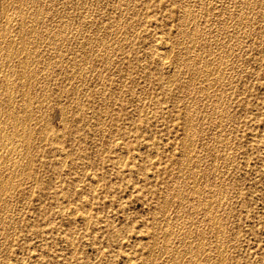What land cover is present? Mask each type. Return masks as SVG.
Listing matches in <instances>:
<instances>
[{
    "label": "rangeland",
    "instance_id": "374dc122",
    "mask_svg": "<svg viewBox=\"0 0 264 264\" xmlns=\"http://www.w3.org/2000/svg\"><path fill=\"white\" fill-rule=\"evenodd\" d=\"M18 1L19 0H0V47L2 48H0V56H2L0 57V89H2L0 90V100L2 101H0V110H2L0 112V132L2 134H0V140L4 143L7 142L6 144L9 148L11 147L10 150L13 151V153L10 150L7 152V149H4L5 153L3 154L2 151L4 150H0V168H6L5 166H7V170L5 169L6 172L0 176V184L8 183L7 185L11 188V192L9 191L10 193L8 191L1 192L2 189L0 185V217L4 215L0 218V243L3 244H0V264H161L162 261V264H175V262L178 261V264H185L184 261L189 259L192 264H209L208 262H211V264H227V262L229 264H264V15H261L264 14V8H262L264 7V0H249L252 4L248 0L247 2H244V0L243 2L242 0H124V2L123 0H86V2L85 0H40L39 2L38 0H21L20 3ZM230 1L233 2L231 3ZM257 1L259 2L257 3ZM14 2L17 3L14 4ZM92 2L93 4L91 5ZM27 3L28 5H26ZM38 3L41 4L39 5ZM49 3H51V6ZM36 4L39 6H36ZM245 4L247 6L246 8ZM21 5L23 8L20 7ZM1 6H4V9ZM238 6H241V10H237V8H239ZM18 8L22 9L19 10ZM44 8L46 9L45 11ZM60 8L61 10L57 12ZM123 8L124 10H122ZM249 8L250 15L248 14ZM237 11L239 12L237 13ZM2 12L6 14L3 15ZM82 13L83 15H81ZM29 14L32 17L29 16ZM44 17L47 19L44 20ZM93 18H95L94 21ZM52 20L57 22V24L54 22L52 23ZM254 21L257 22L255 23ZM235 22L237 24H235ZM244 23L250 25L247 26L245 24L244 26ZM65 24H67V29L65 28ZM116 25L120 27H115ZM183 25L184 27H182ZM193 25L194 27H192ZM245 27H247V29ZM57 29L59 31H57ZM68 29H70V31ZM113 30L116 31L113 32ZM40 31L41 33H39ZM190 31L194 34H191ZM198 31L199 33L197 34ZM11 32L12 34H10ZM109 32H111L112 36ZM1 33H3V36ZM115 33L118 35L116 36ZM4 34L6 37H4ZM22 34L24 36H22ZM180 34L181 36H179ZM11 35H13L12 38H9ZM18 35L23 38L21 37L19 39ZM113 35L116 37H113ZM122 35H126V38L122 37ZM70 36L72 37L71 39H69ZM90 36L92 39H90ZM120 36L121 38H119ZM198 36L201 37L200 40ZM32 37L34 38L32 39ZM54 37H57V39ZM35 38L38 39L36 40ZM43 38H45V40ZM109 38L111 39L108 41ZM13 39L15 42H18L14 43ZM27 39L29 40L27 41ZM181 40L183 41L181 42ZM7 42L12 44H6ZM22 42L23 46L21 48ZM75 42L76 45H74ZM189 42L192 44H189ZM111 43L117 44L115 46L113 44L111 45ZM7 45H10V48L6 47ZM191 45H193V48ZM205 46H207L206 49H204ZM55 47H57V50L54 49ZM228 47L230 50H228ZM63 48L66 50H63L62 56ZM53 49L56 50L57 53H54L56 51ZM79 50L83 51L81 52ZM110 50H112V53ZM42 51H44V53H41ZM194 51H196V53ZM166 54H168L167 57L169 59L167 57L164 58ZM9 55L11 56L9 57ZM38 55L39 58H37ZM189 56L191 59L188 58ZM46 58L47 60H45ZM49 58L52 59L49 60ZM4 60H7V62ZM40 61L41 65L39 64ZM82 61L85 63H82ZM64 62L66 63L64 64ZM192 63H194V65ZM83 64L85 65L83 66ZM218 64L220 67H217L219 66ZM24 66L25 69H23ZM6 67L8 69H6ZM101 67L103 68L101 69ZM81 68H83V70ZM214 68L217 71H215ZM33 70L38 72L34 71V75L32 73ZM177 70L179 71L177 72ZM21 71L27 78L23 76ZM211 72H216V74L214 73L215 75H213ZM208 73L210 76H207ZM169 74H171V76H169ZM30 75L33 76L34 79ZM197 75H199V77ZM17 76L21 77V79ZM224 77L227 78L225 79ZM5 78L8 79L7 83L5 82ZM204 79H206V81ZM166 80H168L167 82L169 84ZM15 81L16 84L19 83V85L17 84L18 87ZM23 81L24 84L28 83L29 86L26 85L25 88ZM211 83L214 84L212 85ZM219 83L220 85H218ZM43 85H45V87ZM3 88L5 89L4 91ZM11 89L12 92L14 90L16 93L12 94V92L9 91ZM27 89H29V92H27ZM229 90L230 92L228 93ZM17 93L18 95L16 96ZM226 93L228 96L225 95ZM1 96L5 99L1 98ZM103 96L105 97L103 98ZM37 97L39 99H37ZM20 98H22V100ZM26 100H29L28 103ZM17 101L18 105H20L19 101L21 103L19 107ZM216 103L217 106H215ZM11 104L13 105L11 106ZM30 104L31 109L28 106ZM6 105L7 107H5ZM219 106H221V108ZM21 107L23 109H21ZM106 107L109 108L108 111ZM3 108H5L4 111ZM27 110L29 111L27 112ZM30 110L33 112L32 114ZM40 110L42 111L40 112ZM191 111H193V113L190 116L189 114H191ZM2 112L5 113L3 114ZM146 112L147 114H145ZM7 114L9 115L7 116ZM28 116L30 118H28ZM149 118H151V120ZM224 119L230 121L226 122ZM2 121L5 125L2 124ZM10 121L11 123H9ZM191 123L195 124V127L193 124L191 125ZM187 124L190 125L187 126ZM42 125H44L43 128ZM2 127L5 129L3 133ZM186 128L189 131L186 132ZM25 129L30 132H26ZM184 129L186 130L184 131ZM193 131H195V133ZM25 134L26 136L29 135V139L24 136ZM3 135L5 137H3ZM100 136L103 137L100 138ZM186 136L187 138H184ZM22 138L23 140L25 139L24 141L27 139V141H29L28 143L31 145L27 144V141L25 143ZM39 138L40 140H38ZM188 139L192 144L188 143ZM8 141H10L11 144ZM201 143L205 144L202 145ZM192 146L194 148H192ZM24 147H27V149H24ZM121 149L123 152H126V154L120 151ZM182 149H184L185 152ZM191 149L193 151H189L190 153L192 152L190 155V153L187 152ZM24 150L26 152H23ZM6 152L10 155L8 154V156ZM196 154H200V159H198V155L196 156ZM20 155H22V158ZM148 155L151 157L153 155V157L151 158ZM64 156H66V158ZM120 156L125 159H119L121 158ZM201 156L203 157L201 158ZM187 157L188 159L190 158L189 161L191 163L188 161ZM11 158L14 159L12 160ZM15 158L16 160L20 158L22 160L24 158V163L26 162L30 167L14 170L10 166V162L14 161ZM5 159L7 160L4 164L3 162L1 163V161ZM185 163H187V166ZM192 166L193 169L191 168ZM24 170H26V172H24ZM7 174L8 176H6ZM219 174L222 175L219 176ZM11 175L15 180H12L13 178ZM24 175L28 177H24ZM200 176L201 179L198 178ZM7 179L8 181L10 180V182H8ZM19 180L20 183L18 184H22L21 186L17 184ZM93 181H95V184ZM96 181H98V183H96ZM214 182L216 185L212 184ZM195 183H197V185H194ZM201 183H203L202 186ZM192 185L196 186V188H192ZM13 186L14 191L12 190ZM172 186L174 189H172ZM211 187H216V189L214 188L211 191ZM201 188L203 189L201 190ZM204 188L208 189L205 190ZM221 188L224 190H220ZM165 189L166 191L169 189L167 193ZM208 192L212 193V196L211 194L208 195ZM3 193H5V195ZM187 193L188 197L186 195ZM179 194L181 196H179ZM207 195L212 199H208L209 197ZM202 197L205 198L203 199ZM206 199L209 201L207 202L208 204L205 202ZM191 200L192 203L190 202ZM178 204H180V206H178ZM194 205L195 208H193ZM216 205L218 207H215ZM206 207L210 210H207ZM163 208H165V210H163ZM216 208L218 209L216 210ZM178 209L179 211H177ZM67 210L69 211L67 212ZM72 210H75L77 213L74 211L72 215ZM212 211L214 213H212ZM178 213L181 216L178 215ZM183 213L186 214L185 216L187 218H185ZM210 213H212V215ZM69 214L72 216L70 217ZM201 214L202 216H200V218L197 217ZM215 214L218 215V222L217 217L215 218L217 215ZM188 217H190V219ZM174 218L175 220H173ZM184 219L187 220L184 221ZM214 221L216 223H214ZM185 222H187L186 225ZM195 222H198L197 225ZM201 222H203V224ZM87 223H89L88 226ZM168 223L170 224L169 226ZM188 223L190 226L187 225ZM216 224L218 228L220 227L219 229L216 228ZM183 230H185L186 233ZM199 230H203L202 232L204 235L200 236L199 233L202 232ZM206 230L208 232H206ZM222 230L223 232H221ZM190 231H193V233ZM163 233H165V235ZM167 233H171L172 235L170 234L169 236ZM179 235H182V237ZM191 235L192 237H190ZM193 236L196 238L194 239ZM177 237H180V239ZM183 237H186V240ZM224 237L229 242H227ZM198 239L202 242H199ZM152 240L156 241V245L153 244L154 241ZM188 241L190 243H188ZM193 241H197L199 244L196 242L197 245H194L195 242ZM160 242L161 245L159 246ZM180 242L182 244H180ZM192 242L193 244L191 245ZM214 242L216 244H214ZM6 243L7 246H5ZM204 243L206 245H204ZM220 243H222L221 248L218 247ZM225 245L226 247H224ZM196 246H198L197 248L199 249L195 251ZM150 247L152 248L150 249ZM202 247H204V250ZM182 248L183 251L181 252ZM211 249L213 250L210 253ZM172 251L174 252L172 253ZM128 255H130V257ZM170 256L171 258H169ZM228 256L229 258H227ZM214 257L216 262H214ZM194 258H197L196 261H194ZM207 258L210 259L208 260ZM153 259L154 261L152 262ZM169 259H171V263ZM222 259H224V263H219Z\"/></svg>",
    "mask_w": 264,
    "mask_h": 264
},
{
    "label": "bare ground",
    "instance_id": "6f19581e",
    "mask_svg": "<svg viewBox=\"0 0 264 264\" xmlns=\"http://www.w3.org/2000/svg\"><path fill=\"white\" fill-rule=\"evenodd\" d=\"M1 1H2V0H1ZM20 1H21V0H19L18 2L20 3ZM26 1H27V0H26ZM39 1H40V0H38V2H39ZM80 1H81V0H80ZM128 1H129V0H128ZM133 1H134V0H133ZM248 1H249V0H248ZM260 1H261V0H260ZM3 2H4V1H3ZM6 2H7V1H6ZM6 2H5V3H6ZM24 2H25V1H24ZM31 2H32V1H31ZM41 2H42V1H41ZM44 2H45V1H44ZM85 2H86V0H85ZM123 2H124V0H123ZM130 2H131V1H130ZM230 2H231V1H230ZM232 2H233V1H232ZM232 2H231V3H232ZM242 2H243V0H242ZM244 2H247V0H244ZM249 2H251V1H249ZM258 2H259V1H257V3H258ZM0 3H1V2H0ZM15 3H17V2H14V4H15ZM22 3H23V2H22ZM33 3H34V2H33ZM89 3H90V2H89ZM126 3H128V2H126ZM137 3H138V2H137ZM142 3H143V2H142ZM144 3H145V2H144ZM263 3H264V1H263ZM263 3H262V6H263ZM7 4H8V2H7ZM10 4H11V3H10ZM12 4H13V3H12ZM38 4H39V3H38ZM38 4H36V6H37ZM40 4H41V3H40ZM40 4H39V5H40ZM49 4H50V6H51V3H49ZM61 4H62V3H61ZM70 4H71V3H70ZM83 4H84V2H83ZM85 4H86V3H85ZM92 4H93V2L91 3V5H92ZM112 4H113V3H112ZM120 4H121V3H120ZM123 4H124V3H123ZM132 4H133V3H132ZM239 4H240V3H239ZM251 4H252V2H251ZM26 5H28V3H27ZM39 5H38V6H39ZM42 5H43V4H42ZM81 5H82V4H81ZM99 5H100V3H99ZM125 5H126V4H125ZM136 5H137V4H136ZM184 5H185V4H184ZM184 5H183V6H184ZM199 5H200V4H199ZM237 5H238V4H237ZM247 5H248V4H247ZM253 5H254V4H253ZM253 5H252V6H253ZM258 5H259V4H258ZM23 6H25V5H23ZM29 6H30V5H29ZM59 6H60V5H59ZM65 6H66V4H65ZM84 6H85V5H84ZM93 6H94V5H93ZM100 6H101V5H100ZM112 6H113V5H112ZM114 6H115V5H114ZM126 6H127V5H126ZM138 6H139V5H138ZM233 6H234V5H233ZM243 6H244V5H243ZM260 6H261V5H260ZM1 7H2V6H1ZM3 7H4V6H3ZM3 7H2V8H3ZM7 7H8V5H7ZM13 7H15V6H13ZM20 7H22V5H21ZM20 7H19V8H20ZM25 7H26V6H25ZM33 7H34V5H33ZM42 7H43V6H42ZM45 7H46V6H45ZM53 7H54V6H53ZM53 7H52V9H53ZM55 7H56V6H55ZM87 7H88V6H87ZM87 7H86V8H87ZM94 7H95V6H94ZM129 7H130V6H129ZM131 7H132V6H131ZM203 7H204V5H203ZM207 7H208V6H207ZM238 7H239V6H238ZM240 7H241V6H240ZM240 7L237 8V10H238V9L241 10ZM246 7H247V6H246V4H245V8H246ZM19 8H18V9H19ZM22 8H23V7H22ZM22 8H21V9H22ZM28 8H30V7H28ZM57 8H58V7H57ZM82 8H83V5H82ZM97 8H98V7H97ZM111 8H112V7H111ZM120 8H121V7H120ZM201 8H202V6H201ZM211 8H212V7H211ZM242 8H243V7H242ZM262 8H264V7H262ZM262 8H261V9H262ZM3 9H4V8H3ZM12 9H14V8H12ZM16 9H17V8H16ZM21 9H19V10H21ZM26 9H27V8H26ZM32 9H33V8H32ZM38 9H39V8H38ZM47 9H48V8H47ZM92 9H93V8H92ZM112 9H113V8H112ZM112 9H111V10H112ZM185 9H186V8H185ZM185 9H184V10H185ZM214 9H215V8H214ZM243 9H244V8H243ZM243 9H242V10H243ZM251 9H252V8H251ZM10 10H11V9H10ZM45 10H46V9L44 8V11H45ZM60 10H61V8H60L59 10H57V12L60 11ZM99 10H100V9H99ZM119 10H121V9H119ZM122 10H124V8H123ZM129 10H130V9H129ZM129 10H128V11H129ZM135 10H136V9H135ZM184 10H183V11H184ZM191 10H192V9H191ZM212 10H213V8H212ZM226 10H227V9H226ZM228 10H229V9H228ZM255 10H256V9H255ZM255 10H254V11H255ZM15 11H16V10H15ZM29 11H30V10H29ZM42 11H43V10H42ZM97 11H98V10H97ZM101 11H102V8H101ZM112 11H113V10H112ZM117 11H118V10H117ZM126 11H127V10H126ZM137 11H138V8H137ZM186 11H187V10H186ZM3 12H5V11H3ZM3 12H2V13H3ZM21 12H22V11H21ZM25 12H27V11H25ZM31 12H32V11H31ZM31 12H30V14H31ZM38 12H39V10H38ZM71 12H72V11H71ZM110 12H111V11H110ZM123 12H124V11H123ZM223 12H224V11H223ZM232 12H233V11H232ZM232 12H231V13H232ZM238 12H239V11H237V13H238ZM240 12H241V11H240ZM249 12H250V8H249L248 14H249ZM11 13H12V12H11ZM35 13H36V11H35ZM45 13H46V12H45ZM45 13H44V14H45ZM55 13H56V12H55ZM60 13H62V12H60ZM73 13H74V12H73ZM136 13H137V12H136ZM182 13H183V12H182ZM186 13H187V12H186ZM191 13H192V12H191ZM234 13H235V12H234ZM4 14H6V13H3V15H4ZM23 14H24V13H23ZM30 14H29V16H31ZM42 14H43V13H42ZM58 14H59V13H58ZM79 14H80V13H79ZM96 14H97V13H96ZM110 14H111V13H110ZM112 14H113V13H112ZM117 14H119V13H117ZM128 14H129V13H128ZM226 14H227V13H226ZM245 14H246V13H245ZM32 15H33V14H32ZM74 15H75V14H74ZM81 15H83V13H82ZM81 15H80V16H81ZM139 15H140V14H139ZM181 15H182V14H181ZM181 15H180V16H181ZM227 15H228V14H227ZM249 15H250V14H249ZM249 15H248V16H249ZM261 15H264V14H261ZM5 16H6V15H5ZM8 16H9V15H8ZM22 16H24V15H22ZM46 16H48V15H46ZM53 16H54V15H53ZM53 16H52V17H53ZM60 16H61V15H60ZM120 16H121V15H120ZM130 16H131V14H130ZM177 16H178V14H177ZM228 16H229V15H228ZM235 16H236V15H235ZM237 16H238V15H237ZM243 16H244V15H243ZM255 16H256V15H255ZM6 17H7V16H6ZM6 17H5V18H6ZM19 17H20V16H19ZM25 17H26V16H25ZM31 17H32V16H31ZM31 17H30V18H31ZM36 17H37V16H36ZM36 17H35V19H36ZM85 17H86V16H85ZM85 17H84V18H85ZM111 17H112V15H111ZM134 17H135V16H134ZM184 17H185V16H184ZM195 17H196V16H195ZM231 17H232V16H231ZM5 18H4V19H5ZM30 18H29V19H30ZM62 18H63V16H62ZM77 18H79V17H77ZM80 18H81V17H80ZM86 18H87V17H86ZM122 18H123V16H122ZM228 18H229V17H228ZM228 18H227V19H228ZM243 18H244V17H243ZM248 18H249V17H248ZM248 18H247V20H248ZM252 18H253V17H252ZM255 18H256V17H255ZM6 19H7V18H6ZM20 19H21V18H20ZM45 19H47V18L44 17V20H45ZM51 19H52V18H51ZM64 19H65V18H64ZM94 19H95V18H93V21H94ZM109 19H110V18H109ZM111 19H112V18H111ZM128 19H129V18H128ZM180 19H181V18H180ZM183 19H186V18H183ZM189 19H191V18H189ZM220 19H221V18H220ZM262 19H263V17H262ZM1 20H2V19H1ZM27 20H28V19H27ZM37 20H38V19H37ZM55 20H56V19H55ZM62 20H63V19H62ZM72 20H73V18H72ZM121 20H123V19H121ZM125 20H126V19H125ZM192 20H193V19H192ZM195 20H196V19H195ZM215 20H216V19H215ZM232 20H233V19H232ZM239 20H240V18H239ZM242 20H243V19H242ZM251 20H252V19H251ZM255 20H256V19H255ZM10 21H11V20H10ZM14 21H15V20H14ZM90 21H91V20H90ZM119 21H120V19H119ZM188 21H189V20H188ZM233 21H234V20H233ZM260 21H261V20H260ZM6 22H7V21H6ZM11 22H12V21H11ZM27 22H29V21H27ZM30 22H31V21H30ZM53 22H54V20H52V23H53ZM66 22H67V21H66ZM69 22H70V21H69ZM115 22H116V21H115ZM122 22H123V21H122ZM128 22H129V21H128ZM190 22H191V21H190ZM194 22H195V21H194ZM222 22H223V21H222ZM224 22H225V21H224ZM237 22H238V21H237ZM254 22L256 23L257 21H254ZM8 23H10V22H8ZM33 23H34V22H33ZM54 23L57 24V22H54ZM63 23H64V22H63ZM76 23H77V22H76ZM91 23H93V22H91ZM183 23H184V21H183ZM188 23H189V22H188ZM210 23H211V22H210ZM0 24H1V23H0ZM4 24H7V23H4ZM4 24H3V28H4ZM27 24H28V23H27ZM27 24H26V25H27ZM68 24H69V23H68ZM84 24H85V23H84ZM94 24H95V23H94ZM94 24H93V25H94ZM110 24H111V23H110ZM114 24H115V23H114ZM117 24H118V23H117ZM125 24H126V23H125ZM128 24H129V23H128ZM128 24H127V25H128ZM181 24H182V23H181ZM193 24H194V23H193ZM207 24H208V23H207ZM221 24H222V23H221ZM223 24H224V23H223ZM235 24H237V23L235 22ZM235 24H234V25H235ZM239 24H240V22H239ZM245 24H246V23H244V26H245ZM21 25H22V24H21ZM58 25H59V22H58ZM66 25H67V24H65V28H66ZM89 25H90V24H89ZM103 25H104V24H103ZM119 25H120V24H119ZM119 25H116L115 27H117V26H119ZM186 25H187V24H186ZM196 25H197V24H196ZM246 25H247V24H246ZM248 25H250V24H248ZM248 25H247V26H248ZM251 25H253V24H251ZM34 26H36V25H34ZM87 26H88V25H87ZM120 26H121V25H120ZM120 26H119V27H120ZM187 26H188V25H187ZM1 27H2V26H1ZM9 27H10V25H9ZM23 27H24V25H23ZM28 27H29V26H28ZM68 27H69V26H68ZM80 27H81V26H80ZM82 27H83V26H82ZM92 27H94V26H92ZM115 27H114V28H115ZM125 27H126V26H125ZM125 27H124V28H125ZM137 27H138V26H137ZM141 27H142V26H141ZM182 27H184V25H183ZM182 27H181V29H182ZM190 27H191V26H190ZM192 27H194V25H193ZM239 27H240V26H239ZM257 27H258V26H257ZM3 28H1V29H3ZM5 28H6V27H5ZM14 28H15V27H14ZM14 28H13V29H14ZM25 28H26V27H25ZM30 28H31V27H30ZM53 28H54V27H53ZM74 28H75V27H74ZM133 28H134V27H133ZM135 28H136V27H135ZM187 28H188V27H187ZM195 28H196V27H195ZM195 28H194V30H195ZM242 28H243V27H242ZM245 28L247 29V27H245ZM259 28L261 29L260 26H259ZM11 29H12V28H11ZM18 29H19V26H18ZM34 29H35V28H34ZM39 29H40V28H39ZM58 29H59V28H58ZM58 29H57V31H59ZM63 29H64V28H63ZM66 29H67V28H66ZM66 29H65V30H66ZM82 29H84V28H82ZM96 29H97V28H96ZM117 29H118V28H117ZM137 29H138V28H137ZM190 29H191V28H190ZM233 29H234V28H233ZM8 30H9V29H8ZM28 30H29V29H28ZM35 30H36V29H35ZM45 30H46V29H45ZM68 30L70 31V29H68ZM74 30H76V29H74ZM119 30H120V29H119ZM119 30H118V31H119ZM177 30H178V29H177ZM182 30H183V29H182ZM199 30H200V29H199ZM238 30H239V29H238ZM261 30H262V29H261ZM263 30H264V29H263ZM2 31H3V30H2ZM12 31H13V30H12ZM16 31H18V30H16ZM23 31H24V30H23ZM52 31H53V30H52ZM106 31H107V30H106ZM114 31H116V30H113V32H114ZM180 31H181V30H180ZM235 31H236V30H235ZM256 31H257V30H256ZM259 31H260V30H259ZM13 32H15V31H13ZM19 32H20V31H19ZM47 32H48V31H47ZM85 32H87V31H85ZM98 32H99V30H98ZM111 32H112V31H111ZM111 32H109V33H110V35L112 36ZM131 32H132V31H131ZM133 32H134V31H133ZM233 32H234V31H233ZM3 33H4V32H3ZM3 33H1L2 36H3ZM7 33H8V32H7ZM7 33H6V34H7ZM22 33H23V32H22ZM28 33H29V32H28ZM31 33H32V32H31ZM34 33H35V32H34ZM39 33H41V31H40ZM45 33H46V31H45ZM71 33H72V32H71ZM73 33H74V32H73ZM102 33H103V32H102ZM109 33H108V35H109ZM122 33H123V32H122ZM188 33H189V32H188ZM188 33H187V34H188ZM190 33H191V31H190ZM198 33H199V31L197 32V34H198ZM237 33H238V32H237ZM242 33H243V32H242ZM10 34H12V32H11ZM13 34H14V33H13ZM15 34H16V33H15ZM17 34H18V32H17ZM29 34H30V33H29ZM35 34H36V33H35ZM48 34H49V33H48ZM63 34H64V33H63ZM115 34H116V36L118 35L117 33H115ZM125 34H126V33H125ZM178 34H179V33H178ZM191 34H194V33H191ZM200 34H201V32H200ZM200 34H199V36H200ZM202 34H203V33H202ZM230 34H231V33H230ZM235 34H236V32H235ZM246 34H247V33H246ZM246 34H245V35H246ZM19 35H20V34H19ZM19 35H18V36H19ZM25 35H26V34H25ZM30 35H31V34H30ZM39 35H41V34H39ZM80 35H81V34H80ZM82 35H84V34H82ZM90 35H91V34H90ZM105 35H106V34H105ZM204 35H205V34H204ZM243 35H244V33H243ZM12 36H13V35H11V37H9V38H12ZM15 36H17V35H15ZM22 36H24V35L22 34ZM22 36H19V39H20ZM42 36H43V35H42ZM44 36H45V35H44ZM62 36H64V35H62ZM97 36H98V34H97ZM116 36L113 35V37H116ZM129 36H130V35H129ZM165 36H166V35H165ZM179 36H181V34H180ZM199 36H198V38H199V40H200L201 37H199ZM205 36H206V35H205ZM207 36H208V35H207ZM236 36H237V35H236ZM241 36H242V35H241ZM4 37H6L5 34H4ZM4 37H3V39H4ZM35 37H37V36H35ZM48 37H49V36H48ZM57 37H58V36H57ZM57 37H54V38L57 39ZM73 37H74V36H73ZM81 37H82V36H81ZM108 37H109V36H108ZM122 37H125V38H126V35H124V36L122 35ZM130 37H131V36H130ZM244 37H245V36H244ZM244 37H243V38H244ZM15 38H16V37H15ZM22 38H23V37H22ZM29 38H30V37H29ZM33 38H34V37H32V39H33ZM41 38H42V37H41ZM58 38H59V37H58ZM62 38H63V37H62ZM71 38H72V37L70 36L69 39H71ZM99 38H100V36H99ZM104 38H105V36H104ZM106 38H107V37H106ZM111 38H112V37H111ZM111 38H109L108 41H109ZM119 38H121V36H120ZM125 38H124V39H125ZM134 38H135V37H134ZM163 38H164V37H163ZM187 38H188V37H187ZM194 38H197V37H194ZM208 38H210V37H208ZM243 38H242V39H243ZM0 39H1V38H0ZM35 39H36V38H35ZM37 39H38V38H37ZM37 39H36V40H37ZM43 39L45 40V38H43ZM43 39H42V40H43ZM46 39H47V38H46ZM51 39H53V38H51ZM60 39H61V37H60ZM90 39H92L91 36H90ZM90 39H89V40H90ZM168 39H169V38H168ZM182 39H183V37H182ZM242 39H241V40H242ZM13 40H14V39H13ZM28 40H29V39H27V41H28ZM78 40H79V39H78ZM96 40H97V39H96ZM117 40H118V39H117ZM117 40H116V41H117ZM119 40H120V39H119ZM125 40H128V39H125ZM178 40H179V39H178ZM196 40H197V39H196ZM204 40H205V39H204ZM204 40H203V41H204ZM5 41H6V40H5ZM27 41H26V42H27ZM48 41H49V40H48ZM71 41H72V40H71ZM73 41H74V40H73ZM84 41H85V39H84ZM87 41H88V40H87ZM91 41H92V40H91ZM91 41H90V42H91ZM108 41H107V42H108ZM157 41H158V40H157ZM182 41H183V40H181V42H182ZM238 41H240V40H238ZM16 42H18V41H16ZM16 42H15V40H14V43H16ZM32 42H33V41H32ZM34 42H37V41H34ZM43 42H44V41H43ZM54 42H55V41H54ZM59 42H60V41H59ZM94 42H95V41H94ZM168 42H169V41H168ZM194 42H195V41H194ZM221 42H222V41H221ZM49 43H50V42H49ZM49 43H48V44H49ZM63 43H64V42H63ZM82 43H83V42H82ZM86 43H88V42H86ZM91 43H92V42H91ZM113 43H114V42H113ZM113 43H111V45H112ZM129 43H130V42H129ZM190 43H191V42H189V44H190ZM204 43H205V41H204ZM204 43H203V44H204ZM206 43H207V42H206ZM219 43H220V42H219ZM225 43H226V42H225ZM2 44H3V43H2ZM6 44H10V43L7 42ZM11 44H12V43H11ZM11 44H10V45H11ZM22 44H23V42L21 43V48H22V46H23ZM30 44H31V43H30ZM32 44H33V43H32ZM40 44H41V42H40ZM46 44H47V42H46ZM59 44H60V45H63V44H61V43H59ZM59 44H58V46H59ZM67 44H68V43H67ZM116 44H117V43H116ZM116 44H113V45L116 46ZM118 44H119V41H118ZM157 44H158V43H157ZM191 44H192V43H191ZM203 44H201V45H203ZM220 44H221V43H220ZM10 45H9V46H10ZM14 45H15V44H14ZM25 45H26V43H25ZM34 45H35V44H34ZM65 45H66V44H65ZM69 45H70V44H69ZM69 45H68V46H69ZM74 45H76V42H75ZM77 45H78V44H77ZM80 45H81V44H80ZM85 45H88V44H85ZM93 45H94V44H93ZM100 45H101V44H100ZM103 45H104V44H103ZM129 45H131V44H129ZM160 45H161V43H160ZM160 45H159V46H160ZM185 45H186V43H185ZM193 45H194V44H193ZM193 45H191V47H192ZM207 45H208V44H207ZM1 46H2V45H1ZM4 46H5V45H4ZM9 46L7 45L6 47H9ZM30 46H31V45H30ZM49 46H50V45H49ZM56 46H57V45H56ZM66 46H67V45H66ZM66 46H65V48H66ZM72 46H73V45H72ZM118 46H119V45H118ZM153 46H154V43H153ZM159 46H158V47H159ZM163 46H164V44H163ZM167 46H168V45H167ZM169 46H170V45H169ZM171 46H172V45H171ZM208 46H209V45H208ZM220 46H221V45H220ZM238 46H239V45H238ZM2 47H3V46H2ZM31 47H33V46H31ZM39 47H40V46H39ZM52 47H53V46H52ZM77 47H78V46H77ZM128 47H129V46H128ZM165 47H166V46H165ZM206 47H207V46H205L204 49H206ZM221 47H223V46H221ZM226 47H227V46H226ZM0 48H1V47H0ZM9 48H10V47H9ZM9 48H8V49H9ZM23 48H24V47H23ZM25 48H26V47H25ZM34 48H35V46H34ZM56 48H57V47H55L54 49H56ZM65 48L62 49V56H63V50H64ZM111 48H112V47H111ZM114 48H115V47H114ZM172 48H173V47H172ZM185 48H186V47H185ZM192 48H193V47H192ZM198 48H199V47H198ZM201 48H202V47H201ZM208 48H210V47H208ZM224 48H225V46H224ZM1 49H2V48H1ZM31 49H32V48H31ZM35 49H36V48H35ZM54 49H53V50H54ZM93 49H94V48H93ZM95 49H96V47H95ZM97 49H98V47H97ZM103 49H104V48H103ZM105 49H106V47H105ZM163 49H164V48H163ZM170 49H171V47H170ZM190 49H191V48H190ZM4 50H5V48H4ZM12 50H13V49H12ZM20 50H21V49H20ZM33 50H34V49H33ZM48 50H49V49H48ZM56 50H57V49H56ZM56 50H54V51H56ZM58 50H59V48H58ZM65 50H66V49H65ZM84 50H85V49H84ZM98 50H99V49H98ZM98 50H97V51H98ZM101 50H102V49H101ZM116 50H117V49H116ZM159 50H160V48H159ZM166 50H167V48H166ZM174 50H175V49H174ZM191 50H192V49H191ZM208 50H209V49H208ZM228 50H230L229 47H228ZM234 50H235V49H234ZM17 51H19V50H17ZM17 51H16V52H17ZM29 51H30V49H29ZM34 51H35V50H34ZM49 51H50V50H49ZM51 51H52V50H51ZM79 51H81V50H79ZM82 51H83V50H82ZM82 51H81V52H82ZM91 51H92V50H91ZM105 51H106V50H105ZM105 51H104V52H105ZM110 51H111V53H112V50H110ZM110 51H109V52H110ZM114 51H115V50H114ZM167 51H168V50H167ZM182 51H183V48H182ZM210 51H211V50H210ZM225 51H226V50H225ZM7 52H8V50H7ZM10 52H12V51H10ZM10 52H9V53H10ZM14 52H15V51H14ZM31 52H32V51H31ZM37 52H38V51H37ZM87 52H88V51H87ZM100 52H102V51H100ZM104 52H103V53H104ZM119 52H120V51H119ZM121 52H122V51H121ZM159 52H160V51H159ZM165 52H166V51H165ZM168 52H169V51H168ZM168 52H167V53H168ZM194 52L196 53V51H194ZM202 52H203V51H202ZM208 52H209V51H208ZM211 52H212V51H211ZM226 52L229 53L228 51H226ZM226 52H225V53H226ZM230 52H232V51H230ZM2 53H3V51H2ZM4 53H5V52H4ZM21 53H22V52H21ZM21 53H20V54H21ZM26 53H27V52H26ZM41 53H44V51H42ZM52 53H53V52H52ZM54 53H57V51L54 52ZM69 53H71V52H69ZM69 53H68V54H69ZM79 53H80V52H79ZM116 53H117V52H116ZM156 53H157V52H156ZM178 53H180V52H178ZM182 53H183V52H182ZM205 53H206V51H205ZM10 54H11V53H10ZM38 54H39V53H38ZM49 54H50V53H49ZM76 54H77V53H76ZM84 54H85V53H84ZM88 54H89V53H88ZM88 54H87V55H88ZM108 54H109V53H108ZM114 54H115V53H114ZM159 54H160V53H159ZM170 54H171V53H170ZM170 54H169V55H170ZM199 54H200V53H199ZM223 54H224V52H223ZM11 55H12V54H11ZM11 55H9V57H10ZM18 55H19V54H18ZM29 55H30V54H29ZM44 55H45V54H44ZM70 55H71V54H70ZM70 55H69V56H70ZM77 55H80V54H77ZM77 55H76V56H77ZM90 55H91V54H90ZM167 55H168V54H166V56H165L164 58H166ZM185 55H186V53H185ZM219 55H221V54H219ZM229 55H230V54H229ZM25 56H26V55H25ZM34 56H35V55H34ZM36 56H37V55H36ZM66 56H67V55H66ZM110 56H111V55H110ZM118 56H119V54H118ZM180 56H181V55H180ZM0 57H2V56H0ZM42 57H43V56H42ZM42 57H41V59H42ZM50 57H52V56H50ZM53 57H54V55H53ZM112 57H113V56H112ZM182 57H183V54H182ZM207 57H208V56H207ZM17 58H18V57H17ZM34 58H35V57H34ZM37 58H39V55H38ZM58 58H59V55H58ZM84 58H85V57H84ZM91 58H92V57H91ZM107 58H108V57H107ZM151 58H152V56H151ZM167 58H168V57H167ZM186 58H187V57H186ZM186 58H184V59H186ZM188 58H190V56H189ZM202 58H203V57H202ZM225 58H226V57H225ZM227 58H228V57H227ZM5 59H6V58H5ZM25 59H26V58H25ZM43 59H44V58H43ZM50 59H52V58H49V60H50ZM78 59H79V58H78ZM98 59H99V58H98ZM98 59H97V60H98ZM161 59H162V58H161ZM161 59H160V60H161ZM168 59H169V58H168ZM184 59H183V60H184ZM190 59H191V58H190ZM194 59H195V57H194ZM205 59H206V58H205ZM221 59H222V57H221ZM1 60H2V59H1ZM8 60H9V59H8ZM36 60H37V59H36ZM45 60H47V58H46ZM57 60H58V59H57ZM63 60H64V59H63ZM76 60H77V59H76ZM116 60H117V59H116ZM116 60H115V61H116ZM217 60H218V58H217ZM223 60H224V59H223ZM225 60H226V59H225ZM4 61L7 62V60H4ZM33 61H34V60H33ZM43 61H44V60H43ZM51 61H52V60H51ZM68 61H69V60H68ZM83 61H84V60H83ZM83 61H82V63H85V62H83ZM87 61H88V60H87ZM87 61H86V62H87ZM94 61H95V60H94ZM176 61H177V60H176ZM184 61H185V60H184ZM209 61H210V60H209ZM212 61H213V60H212ZM219 61H220V60H219ZM219 61H218V62H219ZM1 62H3V61H1ZM31 62H32V61H31ZM44 62H45V61H44ZM47 62H49V61H47ZM47 62H46V65H47ZM78 62H79V61H78ZM108 62H109V61H108ZM111 62H112V61H111ZM218 62H217V63H218ZM225 62H226V61H225ZM227 62H228V61H227ZM227 62H226V63H227ZM19 63L22 64L21 62H19ZM56 63H57V61H56ZM58 63H59V62H58ZM61 63H62V62H61ZM65 63H66V62H64V64H65ZM82 63H81V64H82ZM197 63H200V62H197ZM204 63H205V62H204ZM207 63H208V62H207ZM209 63H210V62H209ZM211 63H212V62H211ZM219 63H220V62H219ZM223 63H224V62H223ZM228 63H229V62H228ZM0 64H1V63H0ZM5 64H6V63H5ZM7 64H8V63H7ZM26 64H27V63H26ZM39 64L41 65V61L39 62ZM86 64H87V63H86ZM89 64H90V63H89ZM92 64H93V63H92ZM95 64H97V63H95ZM95 64H94V65H95ZM106 64H107V63H106ZM125 64H126V63H125ZM141 64H142V63H141ZM157 64H158V63H157ZM192 64L194 65V63H192ZM192 64H191V65H192ZM18 65H19V64H18ZM22 65H24V64H22ZM22 65H21V66H22ZM29 65H30V64H29ZM32 65H33V64H32ZM36 65H37V63H36ZM40 65H39V67H40ZM44 65H45V64H44ZM46 65H45V67H46ZM55 65H56V64H55ZM84 65H85V64H83V66H84ZM142 65H143V64H142ZM142 65H141V66H142ZM191 65H190V67H191ZM193 65H192V66H193ZM195 65H196V64H195ZM207 65H208V64H207ZM218 65H219V64H218ZM226 65H227V64H226ZM226 65H225V66H226ZM21 66H20V67H21ZM34 66H35V65H34ZM34 66H33V67H34ZM51 66H52V64H51ZM60 66H61V65H60ZM101 66H102V65H101ZM109 66H110V65H109ZM185 66H186V65H185ZM196 66H197V65H196ZM216 66H217V65H216ZM216 66H215V67H216ZM222 66H223V65H222ZM228 66H229V64H228ZM7 67H8V66H7ZM7 67H6V69H8ZM52 67H53V66H52ZM52 67H51V68H52ZM54 67H55V66H54ZM76 67H77V66H76ZM105 67H106V66H105ZM146 67H147V65H146ZM168 67H169V66H168ZM199 67H200V66H199ZM217 67H220V65L217 66ZM9 68H10V67H9ZM30 68H31V67H30ZM30 68H29V69H30ZM42 68H43V67H42ZM58 68H59V67H58ZM60 68H61V67H60ZM68 68H69V66H68ZM71 68H72V67H71ZM71 68H70V69H71ZM73 68H74V67H73ZM102 68H103V67H101V69H102ZM160 68H161V67H160ZM177 68H178V67H177ZM0 69H1V68H0ZM13 69H14V68H13ZM23 69H25V66H24ZM27 69H28V68H27ZM32 69H33V68H32ZM70 69H69V70H70ZM81 69L83 70V68H81ZM81 69H80V70H81ZM158 69H159V68H158ZM171 69H172V67H171ZM11 70H12V69H11ZM16 70H17V67H16ZM36 70H37V68H36ZM36 70H33L32 73H33L34 71H36ZM40 70H41V69H40ZM44 70H45V69H44ZM48 70H49V69H48ZM77 70H78V69H77ZM80 70H79V71H80ZM82 70H81V72H82ZM104 70H105V69H104ZM146 70H147V68H146ZM146 70H145V71H146ZM164 70H165V69H164ZM166 70H167V69H166ZM174 70H175V68H174ZM214 70L217 71L215 68H214ZM0 71H1V70H0ZM7 71H8V70H7ZM14 71H15V70H14ZM23 71H24V70H23ZM50 71H51V70H50ZM95 71H96V70H95ZM162 71H163V70H162ZM167 71H169V70H167ZM178 71H179V70H177V72H178ZM183 71H184V70H183ZM223 71H224V69H223ZM5 72H6V71H5ZM17 72H18V71H17ZM21 72H22V71H21ZM24 72H25V71H24ZM36 72H38V71H36ZM46 72H47V71H46ZM48 72H49V71H48ZM73 72H74V71H73ZM98 72H99V70H98ZM101 72H102V71H101ZM135 72H136V71H135ZM186 72H187V71H186ZM199 72H200V70H199ZM204 72H205V71H204ZM7 73H8V72H7ZM12 73H13V71H12ZM22 73H23V72H22ZM32 73H31V74H32ZM34 73H35V72H34ZM34 73H33V74H34ZM50 73H51V72H50ZM191 73H192V72H191ZM209 73H210V72H209ZM209 73H208L207 76H210ZM211 73H212L213 75L216 74V72H211ZM214 73H215V74H214ZM5 74H6V73H5ZM13 74H14V73H13ZM39 74H40V73H39ZM56 74H57V73H56ZM68 74H69V71H68ZM74 74H75V73H74ZM99 74H100V73H99ZM167 74H168V72H167ZM183 74H184V72H183ZM185 74H186V73H185ZM205 74H206V73H205ZM219 74H220V73H219ZM34 75H35V74H34ZM36 75H37V74H36ZM66 75H67V74H66ZM75 75H76V74H75ZM101 75H102V74H101ZM191 75H192V74H191ZM222 75H223V72H222ZM3 76H4V75H3ZM6 76H8V75H6ZM20 76H21V74H20ZM23 76H24V73H23ZM23 76H22V77H23ZM25 76H26V75H25ZM25 76H24V77H25ZM30 76H31V75H30ZM56 76H57V75H56ZM98 76H99V75H98ZM169 76H171V74H169ZM169 76H168V78H169ZM183 76H184V75H183ZM197 76L199 77V75H197ZM216 76H218V75H216ZM4 77H5V76H4ZM13 77H14V76H13ZM15 77H16V75H15ZM15 77H14V78H15ZM17 77H18V76H17ZM28 77H29V76H28ZM31 77L33 78V76H31ZM184 77H185V76H184ZM195 77H196V76H195ZM195 77H194V78H195ZM219 77H220V76H219ZM229 77H231V76H229ZM2 78H3V77H2ZM2 78H1V79H2ZM10 78H11V75H10ZM18 78L21 79V77H18ZM25 78H27V77H25ZM32 78H31V79H32ZM168 78H166V79H168ZM171 78H173V77H171ZM207 78H209V77H207ZM220 78H221V77H220ZM222 78H223V77H222ZM224 78L226 79L227 77H224ZM5 79H6V78H5ZM15 79H16V78H15ZM22 79H23V78H22ZM33 79H34V78H33ZM162 79H163V78H162ZM214 79H215V78H214ZM216 79H217V77H216ZM216 79H215V80H216ZM231 79H232V78H231ZM7 80H8V79H6V81H5L6 83H7ZM28 80H29V79H28ZM105 80H106V78H105ZM107 80H108V79H107ZM179 80H180V79H179ZM193 80H194V79H193ZM204 80L206 81V79H204ZM204 80H203V81H204ZM222 80H223V79H222ZM229 80H230V79H229ZM11 81H12V79H11ZM29 81H30V80H29ZM32 81H33V80H32ZM167 81H168V80H166V82H167ZM173 81H174V80H173ZM187 81H188V80H187ZM208 81H209V80H208ZM220 81H221V80H220ZM12 82H13V81H12ZM20 82H21V81H20ZM26 82H28V81H26ZM170 82H171V81H170ZM189 82H190V81H189ZM191 82H192V81H191ZM211 82H212V81H211ZM229 82H230V81H229ZM229 82H226V83H229ZM10 83H11V82H10ZM10 83H9V84H10ZM35 83H36V82H35ZM109 83H110V82H109ZM109 83H108V84H109ZM167 83H168V82H167ZM226 83H225V85H226ZM0 84H1V82H0ZM15 84H16V81H15ZM15 84H14V85H15ZM17 84L19 85V83H17ZM17 84H16V85H17ZM23 84H24V81H23ZM36 84H37V83H36ZM117 84H118V83H117ZM142 84H143V83H142ZM168 84H169V83H168ZM172 84H173V82H172ZM172 84H171V85H172ZM190 84H191V83H190ZM200 84H201V82H200ZM211 84H212V83H211ZM213 84H214V83H213ZM213 84H212V85H213ZM3 85H4V84H3ZM10 85H11V84H10ZM18 85H17V87H18ZM24 85H25V88H26V85L29 86L28 83H27V84H24ZM24 85H22V86H24ZM41 85H42V84H41ZM45 85H46V84H45ZM45 85H43V86L45 87ZM206 85H207V84H206ZM218 85H220V83H219ZM31 86H32V85H31ZM46 86H47V85H46ZM169 86H170V85H169ZM179 86H180V85H179ZM196 86H197V85H196ZM203 86H204V85H203ZM203 86H202V88H203ZM207 86H208V85H207ZM209 86H210V84H209ZM0 87H1V86H0ZM41 87H42V86H41ZM49 87H50V85H49ZM205 87H206V86H205ZM213 87H214V86H213ZM213 87H212V88H213ZM223 87H224V86H223ZM15 88H16V87H15ZM25 88H23V89H25ZM207 88H209V87H207ZM207 88H206V89H207ZM35 89H36V88H35ZM40 89H41V88H40ZM105 89H106V88H105ZM105 89H104V90H105ZM182 89H183V88H182ZM234 89H235V88H234ZM0 90H2V89H0ZM4 90H5V89L3 88V91H4ZM25 90H26V89H25ZM27 90H28L27 92H29V89H27ZM30 90H31V89H30ZM112 90H113V89H112ZM180 90H181V89H180ZM7 91H8V90H7ZM9 91L12 92V89L9 90ZM18 91H19V89H18ZM37 91H38V90H37ZM42 91L44 92V89H43V88H42ZM48 91H49V90H48ZM63 91H64V90H63ZM63 91H62V92H63ZM198 91H199V89H198ZM219 91H220V90H219ZM0 92H1V91H0ZM21 92H23V91H21ZM217 92H218V91H217ZM229 92H230V90L228 91V93H229ZM6 93H7V92H6ZM14 93H16V92H14V90H13L12 94H14ZM23 93H24V92H23ZM35 93H36V92H35ZM48 93H49V92H48ZM48 93H47V94H48ZM214 93H215V92H214ZM224 93H225V92H224ZM3 94H4V93H3ZM7 94H8V93H7ZM20 94H21V93H20ZM24 94H25V93H24ZM24 94H23V97H24ZM27 94H29V93H27ZM30 94H32V93H30ZM41 94H43V93H41ZM107 94H108V93H107ZM9 95H10V94H9ZM17 95H18V93L16 94V96H17ZM217 95H218V94H217ZM222 95H223V94H222ZM225 95H227V93H226ZM26 96H27V95H26ZM41 96H42V95H41ZM145 96H146V95H145ZM220 96H221V95H220ZM227 96H228V95H227ZM229 96H230V95H229ZM231 96H233V95H231ZM38 97H39V96H38ZM38 97H37V99H39ZM104 97H105V96H103V98H104ZM223 97H225V96H223ZM1 98H4V97L1 96ZM18 98H19V97H18ZM47 98H48V96H47ZM47 98H46V99H47ZM73 98H74V97H73ZM79 98H80V97H79ZM99 98H100V96H99ZM182 98H183V97H182ZM217 98H219V97H217ZM235 98H236V97H235ZM4 99H5V98H4ZM4 99H3V100H4ZM9 99H10V97H9ZM9 99H8V100H9ZM12 99H14V98H12ZM20 99L22 100V98H20ZM24 99H25V98H24ZM27 99H28V98H27ZM34 99H35V97H34ZM44 99H45V98H44ZM221 99H222V98H221ZM230 99H231V98H230ZM230 99H229V100H230ZM32 100H33V99H32ZM113 100H114V97H113ZM144 100H145V99H144ZM177 100H178V99H177ZM181 100H182V99H181ZM227 100H228V98H227ZM235 100H236V99H235ZM0 101H1V100H0ZM28 101H29V100H28ZM28 101L26 100L27 103H28ZM33 101H34V100H33ZM35 101H36V99H35ZM44 101H45V100H44ZM44 101H43V102H44ZM99 101H100V100H99ZM223 101H224V100H223ZM223 101H222V102H223ZM1 102H2V101H1ZM1 102H0V103H1ZM3 102H4V101H3ZM11 102H12V100H11ZM212 102H213V101H212ZM217 102H218V101H217ZM220 102H221V101H220ZM9 103H10V102H9ZM31 103H33V102H31ZM39 103H40V101H39ZM41 103H42V102H41ZM104 103H105V102H104ZM114 103H116V102H114ZM13 104H14V103H13ZM13 104H11V106H12ZM19 104L21 105L20 101H19ZM24 104H25V103H24ZM212 104H213V103H212ZM218 104H219V103H218ZM222 104H223V103H222ZM230 104H231V102H230ZM232 104H233V103H232ZM1 105H2V104H1ZM17 105H18V101H17ZM20 105H18V107H19ZM26 105H27V104H26ZM39 105H40V104H39ZM98 105H99V104H98ZM100 105H101V103H100ZM220 105H221V103H220ZM22 106H23V105H22ZM28 106L30 107L31 104L28 105ZM104 106H105V105H104ZM215 106H217V103H216ZM229 106H230V105H229ZM5 107H7V105H6ZM32 107H33V106H32ZM219 107L221 108V106H219ZM235 107H236V106H235ZM0 108H1V107H0ZM14 108H15V107H14ZM14 108H13V109H14ZM106 108H107V107H106ZM139 108H140V107H139ZM4 109H5V108H3V111H4ZM21 109H23V108L21 107ZM27 109H28V108H27ZM30 109H31V107H30ZM45 109H47V108H45ZM108 109H109V108H107V111H108ZM229 109H230V108H229ZM238 109H239V108H238ZM7 110H8V109H7ZM18 110H19V109H18ZM24 110H25V109H24ZM38 110H39V109H38ZM105 110H106V109H105ZM110 110H111V109H110ZM139 110H140V109H139ZM187 110H188V109H187ZM220 110H221V109H220ZM1 111H2V110H0V112H1ZM14 111H15V109H14ZM28 111H29V110H27V112H28ZM30 111H31V110H30ZM36 111H37V110H36ZM41 111H42V110H40V112H41ZM229 111H230V110H229ZM11 112H12V111H11ZM89 112H90V111H89ZM101 112H103V111H101ZM214 112L216 113L215 110H214ZM234 112H235V111H234ZM2 113H3V112H2ZM4 113H5V112H4ZM4 113H3V114H4ZM8 113L10 114L9 111H8ZM25 113H26V112H25ZM32 113H33V112L31 111V114H32ZM150 113H151V112H150ZM192 113H193V111H191V114H189V115L191 116ZM218 113H220V112H218ZM228 113H229V112H228ZM0 114H1V113H0ZM9 114H7V116H8ZM17 114H18V113H17ZM39 114H40V113H39ZM44 114H45V113H44ZM145 114H147V112H146ZM221 114H222V112H221ZM221 114H220V115H221ZM225 114H226V113H225ZM23 115H24V114H23ZM27 115H28V114H27ZM41 115H42V114H41ZM90 115H91V114H90ZM218 115H219V114H218ZM218 115H217V116H218ZM227 115H228V114H227ZM0 116H1V115H0ZM4 116H6V115H4ZM12 116H13V115H12ZM24 116H26V115H24ZM109 116H110V115H109ZM190 116H187V117L191 118ZM231 116H232V115H231ZM15 117H16V115H15ZM30 117H31V115H30ZM30 117L28 116V118H30ZM45 117H46V116H45ZM79 117H80V116H79ZM184 117H185V116H184ZM187 117H186V118H187ZM225 117H226V115H225ZM225 117H224V118H225ZM19 118H20V116H19ZM21 118H22V117H21ZM26 118H27V117H26ZM34 118H35V117H34ZM37 118H38V117H37ZM46 118H47V117H46ZM143 118H145V117H143ZM153 118H154V117H153ZM220 118H222V117H220ZM220 118H219V119H220ZM227 118H228V117H227ZM0 119H1V117H0ZM4 119H5V118H4ZM14 119H15V118H14ZM149 119L151 120V118H149ZM237 119H238V118H237ZM6 120H7V119H6ZM11 120H12V119H11ZM26 120H27V119H26ZM29 120H30V119H29ZM41 120H42V119H41ZM75 120H76V119H75ZM186 120H187V119H186ZM194 120H195V119H194ZM194 120H193V121H194ZM224 120H225V119H224ZM232 120H233V119H232ZM15 121H16V120H15ZM19 121H20V119H19ZM38 121H39V120H38ZM45 121H46V120H45ZM79 121H80V120H79ZM81 121H82V120H81ZM85 121H86V120H85ZM88 121H89V120H88ZM189 121H190V119H189ZM225 121H226V120H225ZM227 121H228V120H227ZM227 121H226V122H227ZM229 121H230V120H229ZM229 121H228V122H229ZM2 122H3V121H2ZM17 122H18V121H17ZM17 122H16V123H17ZM34 122H35V121H34ZM68 122H69V120H68ZM73 122H74V121H73ZM76 122H77V121H76ZM194 122H195V121H194ZM219 122H220V121H219ZM9 123H11V121H10ZM14 123H15V122H14ZM29 123H30V122H29ZM36 123H37V122H36ZM224 123H225V122H224ZM224 123H223V124H224ZM2 124H4V122H3ZM37 124H38V123H37ZM78 124H79V123H78ZM192 124H193V123H191V125H192ZM225 124H227V123H225ZM229 124H230V123H229ZM4 125H5V124H4ZM27 125H28V124H27ZM35 125H36V124H35ZM35 125H34V126H35ZM80 125H81V123H80ZM80 125H79V126H80ZM93 125H94V124H93ZM133 125H134V124H133ZM184 125H185V123H184ZM188 125H190V124H187V126H188ZM194 125H195V124H193V126H194ZM8 126H9V128H10V125H9V124H8ZM17 126H19V125H17ZM21 126H22V125H21ZM28 126H29V125H28ZM31 126H32V125H31ZM43 126H44V125H42V128H43ZM66 126H69V125H66ZM187 126H186V127H187ZM197 126H198V124H197ZM226 126H227V125H226ZM6 127H7V126H6ZM38 127H39V126H38ZM83 127H84V126H83ZM191 127H192V126H191ZM194 127H195V126H194ZM194 127H192V128H194ZM199 127H200V126H199ZM2 128H3V127H2ZM2 128H1V129H2ZM9 128H8V129H9ZM24 128H25V127H24ZM28 128H29V127H28ZM28 128H27V129H28ZM40 128H41V127H40ZM64 128H65V127H64ZM8 129H6V130H8ZM31 129H32V128H31ZM31 129H30V130H31ZM33 129H34V128H33ZM46 129H47V126H46ZM186 129H187V128H186ZM186 129H184V131H185ZM3 130H5V129H4V128L2 129V133H3ZM13 130H15V129H13ZM25 130H26V129H25ZM25 130H24V132H25ZM37 130H39V129H37ZM44 130H45V129H44ZM89 130H90V129H89ZM195 130H196V128H195ZM0 131H1V130H0ZM20 131H21V129H20ZM27 131H28V130H26V132H27ZM47 131H48V130H47ZM187 131H189V130L187 129L186 132H187ZM4 132H6V131H4ZM28 132H30V131H28ZM37 132H38V131H37ZM42 132H43V131H42ZM48 132H49V131H48ZM89 132H91V131H89ZM104 132H105V131H104ZM193 132L195 133V131H193ZM200 132H201V131H200ZM10 133H11V131H10ZM21 133H22V132H21ZM34 133H35V132H34ZM114 133H115V132H114ZM0 134H1V132H0ZM8 134H9V132H8ZM11 134H12V133H11ZM102 134H103V132H102ZM102 134H101V135H102ZM186 134H188V133H186ZM186 134H185V135H186ZM189 134H190V133H189ZM1 135H2V134H1ZM1 135H0V136H1ZM17 135H18V134H17ZM17 135H16V136H17ZM20 135H21V134H20ZM90 135H91V134H90ZM199 135H200V134H199ZM5 136H6V134H5ZM5 136L3 135V137H5ZM12 136H13V135H12ZM22 136H23V135H22ZM22 136H21V137H22ZM24 136H26V134H25ZM28 136H29V135H28ZM28 136H26V137H28ZM34 136H35V135H34ZM93 136H94V135H93ZM96 136H97V135H96ZM261 136H262V135H261ZM7 137H8V136H7ZM10 137H11V136H10ZM45 137H46V136H45ZM101 137H103V136H100V138H101ZM190 137H191V136H190ZM190 137H189V139H190ZM263 137H264V136H263ZM14 138H15V137H14ZM17 138H18V137H17ZM24 138H25V137H24ZM94 138H95V137H94ZM184 138H187V136L184 137ZM196 138H197V133H196ZM28 139H29V137H28ZM91 139H92V138H91ZM189 139H188V143H189V144H192L191 142H189ZM9 140H11V139H9ZM17 140H18V139H17ZM22 140H23V138H22ZM24 140H25V139H24ZM24 140H23V141H24ZM35 140H36V139H35ZM38 140H40V138H39ZM41 140H42V138H41ZM192 140H193V139H192ZM11 141H12V140H11ZM26 141H27V139H26ZM26 141H24V142L26 143ZM8 142L10 143V141H8ZM15 142H16V141H15ZM19 142H20V141H19ZM19 142H18V143H19ZM24 142H23V143H24ZM28 142H29V141H27V144H30V143H28ZM98 142H99V140H98ZM117 142H119V141H117ZM185 142H186V140H185ZM192 142H193V141H192ZM198 142H199V141H198ZM6 143H7V142H6ZM6 143H4L2 140H0V150H2V149H3V150H4V149L6 150V149H7V152L10 150L11 147L9 148V146H8ZM49 143H50V142H49ZM183 143H184V142H183ZM195 143H196V142H195ZM10 144H11V143H10ZM14 144H15V143H14ZM14 144H13V145H14ZM113 144H115V143H113ZM201 144H202V143H201ZM204 144H205V143H204ZM204 144H202V145H204ZM13 145H12V146H13ZM17 145H19V144H17ZM30 145H31V144H30ZM37 145H38V144H37ZM37 145H36V146H37ZM85 145H87V144H85ZM116 145H117V144H116ZM122 145H123V144H122ZM186 145L189 146L188 144H186ZM186 145H185V146H186ZM194 145H195V144H194ZM194 145H193V146H194ZM20 146H21V145H20ZM187 146H186V147H187ZM193 146H192V148H194ZM14 147H16V146H14ZM183 147H184V145H183ZM190 147H191V145H190ZM190 147H189V148H190ZM197 147H198V145H197ZM197 147H195V148H197ZM203 147H204V146H203ZM21 148H22V146H21ZM118 148H119V147H118ZM118 148H117V149H118ZM126 148H128V147H126ZM184 148H185V147H184ZM17 149H18V148H17ZM22 149H23V148H22ZM22 149H21V151H22ZM24 149H27V147H26V148L24 147ZM32 149H33V147H32ZM65 149H66V148H65ZM146 149H147V148H146ZM5 150L2 151L3 154L5 153ZM18 150H19V149H18ZM35 150H36V148H35ZM83 150H84V148H83ZM151 150H152V149H151ZM182 150L185 152L184 149H182ZM186 150H187V148H186ZM10 151H12V150H10ZM14 151H15V150H14ZM28 151H29V150H28ZM28 151H27V153H28ZM31 151H32V150H31ZM80 151H81V150H80ZM120 151L123 152L122 149H121ZM155 151H156V150H155ZM189 151H193V150H192V149H191V150H188L187 153H190ZM197 151H198V150H197ZM7 152H6V153H7ZM23 152H26V151L24 150ZM23 152H22V153H23ZM60 152H61V151H60ZM86 152H87V151H86ZM147 152H149V151H147ZM152 152H153V150H152ZM12 153H13V151H12ZM18 153H20V152H18ZM31 153H32V152H31ZM62 153H63V152H62ZM80 153H81V152H80ZM123 153L126 154V152H123ZM127 153H128V152H127ZM181 153H182V152H181ZM191 153H192V152H191ZM191 153H190V155H191ZM208 153H209V151H208ZM8 154H9V153H7V155H8ZM23 154H24V153H23ZM29 154H30V152H29ZM59 154H60V153H59ZM65 154H66V152H65ZM89 154H90V153H89ZM200 154H201V153H200ZM200 154H199V155H200ZM7 155H5V156H7ZM9 155H10V154H9ZM9 155H8V156H9ZM17 155H18V154H17ZM55 155H56V154H55ZM99 155H100V154H99ZM119 155H120V154H119ZM153 155H154V154H153ZM153 155H152V157H153ZM155 155H156V154H155ZM188 155H189V154H188ZM197 155H198V154H196V156H197ZM199 155H198V159H200V156H199ZM12 156H13V155H12ZM15 156H16V155H15ZM27 156H28V154H27ZM27 156H26V157H27ZM29 156H30V155H29ZM34 156H35V155H34ZM94 156H95V155H94ZM148 156L151 157L150 155H148ZM193 156H194V155H193ZM211 156H212V155H211ZM215 156H217V155H215ZM224 156H225V155H224ZM17 157H18V156H17ZM20 157L22 158V155H20ZM64 157L66 158V156H64ZM67 157H68V156H67ZM120 157H121V156H120ZM125 157H126V156H125ZM152 157H151V158H152ZM185 157H186V156H185ZM188 157H189V156H188ZM188 157H187V159H188ZM202 157H203V156H201V158H202ZM209 157H210V156H209ZM230 157H231V156H230ZM1 158H2V157H1ZM5 158H6V157H5ZM21 158L18 159V160H16V158H15L14 161H12L14 158H13V159L11 158V159H12V160H11L12 162H10V166H11L14 170H15V169H20V168H21V169H22V168L24 169V168H26V167H30V165L28 166V164H27L26 162L24 163V161H23L24 158H23L22 160H21ZM30 158H31V157H30ZM55 158H56V157H55ZM122 158H123V157H121V158H119V159H122ZM181 158H182V156H181ZM191 158H194V157H191ZM212 158H213V157H212ZM62 159H63V158H62ZM83 159H84V158H83ZM123 159H125V158H123ZM189 159H190V158H189ZM189 159H188V161H189ZM206 159H207V158H206ZM227 159H229V158H227ZM6 160H7V159H5L4 161L2 160L1 163L3 162V164H4V162H5ZM26 160H27V158H26ZM31 160H32V159H31ZM64 160H65V159H64ZM185 160H186V159H185ZM232 160H233V159H232ZM116 161H117V158H116ZM118 161H119V160H118ZM148 161H149V159H148ZM186 161H187V160H186ZM188 161H187V162H188ZM205 161H206V160H205ZM8 162H9V161H8ZM65 162H66V161H65ZM189 162H190V161H189ZM189 162H188V163H189ZM202 162H203V161H202ZM228 162H229V161H228ZM30 163H31V162H30ZM33 163H34V162H33ZM59 163H60V162H59ZM116 163H118V162H116ZM122 163H123V162H122ZM190 163H191V162H190ZM197 163H198V162H197ZM185 164H186V166H187V163H185ZM199 164H200V161H199ZM31 165H32V164H31ZM49 165H50V164H49ZM122 165H123V164H122ZM189 165H190V164H189ZM196 165H197V164H196ZM63 166H64V163H63ZM63 166H62V168H63ZM116 166H118V165H116ZM116 166H115V167H116ZM183 166H184V165H183ZM193 166H194V165H193ZM193 166L191 167L192 169H193ZM5 167L7 168V166H5ZM75 167H76V166H75ZM201 167H202V165H201ZM207 167H208V166H207ZM207 167H206V169H207ZM209 167H210V166H209ZM263 167H264V166H263ZM6 168H2V167L0 168V176H2V174H3L4 172H6V170H7ZM8 168H9V167H8ZM194 168H195V167H194ZM197 168H198V167H197ZM5 169H6V170H5ZM30 169H31V168H30ZM200 169H201V168H200ZM208 169H209V168H208ZM211 169H212V168H211ZM202 170H203V169H202ZM209 170H210V169H209ZM213 170H214V169H213ZM186 171H187V170H186ZM191 171H192V170H191ZM191 171H190V172H191ZM196 171H197V170H196ZM214 171H215V170H214ZM263 171H264V170H263ZM10 172H11V171H10ZM24 172H26V170H24ZM24 172H23V174H24ZM64 172H65V171H64ZM128 172H129V171H128ZM190 172H189V173H190ZM198 172H199V171H198ZM201 172H202V171H201ZM204 172H205V171H204ZM208 172H209V171H208ZM19 173H20V172H19ZM19 173H18V174H19ZM51 173H52V172H51ZM185 173H186V172H185ZM189 173H188V175H189ZM211 173H213V172H211ZM211 173H210V176H211ZM16 174H17V173H16ZM193 174H194V173H193ZM193 174H192V175H193ZM200 174H201V173H200ZM207 174H208V173H207ZM19 175H22V174H19ZM27 175H28V174H27ZM27 175H26V176L24 175V177H28ZM64 175H65V174H64ZM186 175H187V174H186ZM201 175H202V174H201ZM204 175H205V174H204ZM213 175H214V174H213ZM213 175H212V176H213ZM221 175H222V174H221ZM221 175L219 174V176H221ZM6 176H8V174H7ZM11 176H12V175H11ZM13 176H14V173H13ZM13 176H12V178H13ZM17 176H18V175H17ZM17 176H16V177H17ZM175 176H176V175H175ZM207 176H208V175H207ZM14 177H15V176H14ZM194 177H195V176H194ZM17 178H18V177H17ZM17 178H16V179H17ZM69 178H70V176H69ZM95 178H96V177H95ZM95 178H93V179H95ZM179 178H180V177H179ZM179 178H178V179H179ZM185 178H186V177H185ZM187 178H188V177H187ZM198 178L201 179V176L198 177ZM212 178H214V177H212ZM229 178H230V177H229ZM20 179H21V178H20ZM88 179H89V178H88ZM174 179H175V178H174ZM183 179H184V178H183ZM199 179H197V180H199ZM208 179H209V178H208ZM208 179H207V180H208ZM216 179H217V176H216ZM3 180H4V179H3ZM12 180H15V179L13 178ZM34 180H35V179H34ZM205 180H206V179H205ZM211 180H212V179H211ZM7 181H8V179H7ZM22 181H23V180H22ZM24 181H25V179H24ZM24 181H23V183H24ZM199 181H200V180H199ZM217 181H219V180H217ZM4 182H5V181H4ZM8 182H10V180H9ZM13 182H14V181H13ZM25 182H26V181H25ZM189 182H190V181H189ZM193 182H196V181H193ZM193 182H192V184H193ZM208 182H209V181H208ZM0 183H1V181H0ZM18 183H20V180H19V182H17V184H18ZM21 183H22V182H21ZM80 183H81V182H80ZM91 183H92V181H91ZM93 183L95 184V181H93ZM96 183H98V181H96ZM175 183H176V182H175ZM182 183H183V182H182ZM190 183H191V182H190ZM219 183H220V182H219ZM7 184H8V183H6V184H4V183L0 184V185H1V189H2L1 192H2V191H3V192H4V191H6V192L8 191V192H9V191H10L11 188H10ZM11 184H12V183H11ZM11 184H10V185H11ZM186 184H187V183H186ZM202 184H203V183H201V186H202ZM204 184H205V183H204ZM206 184H207V183H206ZM212 184H215V182L212 183ZM220 184H221V183H220ZM220 184H218V185H220ZM18 185H19V184H18ZM21 185H22V184H21ZM21 185H19V186H21ZM41 185H42V184H41ZM77 185H78V184H77ZM96 185H97V184H96ZM175 185H176V184H175ZM180 185H181V183H180ZM194 185H197V183H195ZM194 185H192V188H193V187L196 188V186H194ZM215 185H216V184H215ZM11 186H12V185H11ZM92 186H94V185H92ZM185 186H186V185H185ZM185 186H184V188H185ZM211 186H214V185H211ZM223 186H224V185H223ZM94 187H96V186H94ZM187 187H188V184H187ZM206 187H207V185H206ZM226 187H227V186H226ZM229 187H230V186H229ZM17 188H18V186H17ZM30 188H31V187H30ZM178 188H179V187H178ZM189 188H190V187H189ZM208 188H209V185H208ZM208 188H204V189L207 190ZM214 188L216 189V187H214ZM214 188L211 187V191H212V189H214ZM15 189H16V188H15ZM172 189H174L173 186H172ZM179 189H180V188H179ZM187 189H188V188H187ZM198 189H199V188H198ZM202 189H203V188H201V190H202ZM225 189H226V188H225ZM231 189H232V188H231ZM12 190L14 191V186L12 187ZM168 190H169V189H168ZM168 190H167V191H168ZM188 190H189V189H188ZM190 190H191V189H190ZM194 190H195V189H194ZM194 190H193V192H194ZM199 190H200V189H199ZM209 190H210V189H209ZM220 190H222V188H221ZM223 190H224V189H223ZM223 190H222V191H223ZM226 190H227V189H226ZM237 190H238V188H237ZM165 191H166V189H165ZM167 191H166V193H167ZM180 191H181V190H180ZM214 191H215V190H214ZM10 192H11V191H10ZM10 192H9V193H10ZM30 192H31V191H30ZM191 192H192V191H191ZM201 192H202V191H201ZM204 192H205V191H204ZM217 192H218V191H217ZM229 192H230V191H229ZM235 192H236V191H235ZM237 192H238V191H237ZM240 192H241V191H240ZM194 193H195V192H194ZM206 193H207V192H206ZM208 193H209V192H208ZM213 193H214V192H213ZM220 193H221V192H220ZM226 193H227V191H226ZM3 194L5 195V193H3ZM13 194H14V193H13ZM210 194H211V196H212V193H209L208 195H210ZM216 194H217V193H216ZM222 194H224V193H222ZM229 194H230V193H229ZM231 194H232V193H231ZM238 194H239V193H238ZM28 195H29V194H28ZM171 195H172V194H171ZM184 195H185V192H184ZM186 195H187V197H188V193H187ZM208 195H207V196H208ZM218 195H219V194H218ZM0 196H1V195H0ZM12 196H13V195H12ZM81 196H82V195H81ZM165 196H166V194H165ZM168 196H169V195H168ZM179 196H181V195L179 194ZM182 196H183V193H182ZM215 196H216V195H215ZM215 196H214V197H215ZM219 196H220V195H219ZM225 196H226V195H225ZM227 196H228V195H227ZM3 197H4V196H3ZM16 197H17V196H16ZM171 197L173 198V195H172ZM171 197H170V198H171ZM177 197H178V196H177ZM208 197H209V198H208ZM208 197H207V198L210 199V196H208ZM220 197H221V196H220ZM220 197H219V198H220ZM222 197H223V196H222ZM232 197H233V196H232ZM236 197H239V196H236ZM4 198H5V197H4ZM8 198H10V197H8ZM27 198H28V197H27ZM58 198H59V197H58ZM164 198H165V197H164ZM185 198H186V197H185ZM202 198L204 199L205 197H202ZM202 198H201V199H202ZM215 198H216V197H215ZM215 198H214V199H215ZM230 198H231V197H230ZM6 199H7V197H6ZM181 199H182V198H181ZM181 199H180V200H181ZM190 199H191V198H190ZM211 199H212V198H211ZM211 199H210V200H211ZM216 199H217V198H216ZM216 199H215V200H216ZM66 200H67V199H66ZM82 200H84V199H82ZM174 200H175V199H174ZM199 200H200V199H199ZM206 200H207V199H206ZM206 200H205L206 203L209 202L208 200H207V201H206ZM215 200H214V201H215ZM220 200H221V199H220ZM230 200H231V199H230ZM3 201H4V200H3ZM3 201H2V203H3ZM11 201H14V200H11ZM63 201H64V200H63ZM163 201H164V199H163ZM169 201H170V200H169ZM224 201H225V199H224ZM6 202H7V201H6ZM14 202H15V201H14ZM20 202H22V201H20ZM67 202H68V201H67ZM182 202H183V201H182ZM190 202L192 203V200H191ZM216 202H217V200H216ZM216 202H214V203H216ZM218 202H219V201H218ZM231 202H232V201H231ZM11 203H12V202H11ZM11 203H10V204H11ZM87 203H88V202H87ZM164 203H165V202H164ZM166 203H167V201H166ZM166 203H165V204H166ZM219 203H220V202H219ZM222 203H223V201H222ZM8 204H9V203H8ZM124 204H125V203H124ZM159 204H160V203H159ZM167 204H168V203H167ZM196 204H197V202H196ZM199 204H200V203H199ZM199 204H198V205H199ZM204 204H205V203H204ZM207 204H208V203H207ZM5 205H6V204H5ZM12 205H13V204H12ZM12 205H11V206H12ZM85 205H86V204H85ZM160 205H161V204H160ZM198 205H197V206H198ZM225 205H226V203H225ZM11 206H10V207H11ZM63 206H64V205H63ZM86 206H87V205H86ZM162 206H163V204H162ZM178 206H180V204H178ZM187 206H188V205H187ZM210 206H211V205H210ZM220 206H222V205H220ZM4 207H5V206H4ZM15 207H16V206H15ZM88 207H89V206H88ZM163 207H164V206H163ZM171 207H172V206H171ZM215 207H218V206L216 205ZM0 208H1V206H0ZM187 208H188V207H187ZM187 208H186V209H187ZM193 208H195V205H194ZM2 209H3V208H2ZM73 209H74V208H73ZM166 209H167V207H166ZM182 209H183V208H182ZM182 209H181V210H182ZM186 209H185V210H186ZM190 209H192V208H190ZM206 209H207V207H206ZM217 209H218V208H216V210H217ZM221 209H222V208H221ZM61 210H62V208H61ZM69 210H70V209H69ZM69 210H67V212H68ZM107 210H108V209H107ZM163 210H165V208H163ZM193 210H195V209H193ZM202 210H203V208H202ZM207 210H210V209L208 208ZM213 210H214V207H213ZM219 210H220V209H219ZM9 211H10V209H9ZM19 211H20V210H19ZM19 211H18V212H19ZM62 211H63V210H62ZM72 211H73V210H72ZM74 211H75V210H74ZM74 211L72 212V215H73ZM86 211H87V210H86ZM177 211H179V209H178ZM183 211H184V210H183ZM183 211H181V212H183ZM189 211H190V210H189ZM204 211H205V209H204ZM75 212H76V211H75ZM79 212H80V211H79ZM185 212H186V211H185ZM206 212H207V211H206ZM217 212H218V211H217ZM76 213H77V212H76ZM83 213H84V212H83ZM186 213H187V212H186ZM191 213H192V212H191ZM193 213H195V212H193ZM200 213H201V212H200ZM212 213H214V212L212 211ZM212 213H210V214L212 215ZM215 213H216V212H215ZM218 213H219V212H218ZM2 214H3V213H2ZM70 214H71V213H70ZM70 214H69V215H70ZM171 214H172V213H171ZM176 214H177V213H176ZM181 214H182V213H181ZM183 214H184V216L186 215L185 213H183ZM202 214H203V213H202ZM202 214L199 215V216H197V217L200 218V216H202ZM206 214H207V213H206ZM210 214H209V215H210ZM72 215H70V217H71ZM85 215H86V213H85ZM85 215H84V216H85ZM161 215H162V214H161ZM168 215H169V214H168ZM168 215H167V216H168ZM178 215H180V214L178 213ZM203 215H205V214H203ZM211 215H210V216H211ZM215 215H217V214H215ZM2 216H4V215H2ZM2 216H1V217H2ZM74 216H75V215H74ZM174 216H175V215H174ZM180 216H181V215H180ZM184 216H183V217H184ZM222 216H223V215H222ZM226 216H227V214H226ZM226 216H225V217H226ZM1 217H0V218H1ZM81 217H82V216H81ZM155 217H156V215H155ZM160 217H161V216H160ZM178 217H179V216H178ZM205 217H206V216H205ZM216 217H217V222H218V215L215 216V218H216ZM219 217H221V216H219ZM239 217H240V216H239ZM85 218H87V217H85ZM153 218H154V216H153ZM157 218H158V217H157ZM166 218H167V217H166ZM181 218H182V217H181ZM185 218H187V217L185 216ZM188 218L190 219V217H188ZM203 218H204V216H203ZM213 218H214V217H213ZM82 219H83V218H82ZM170 219H171V218H170ZM191 219H192V218H191ZM224 219H225V218H224ZM224 219H223V220H224ZM1 220H2V219H1ZM6 220H7V219H6ZM86 220H88V219H86ZM157 220H158V219H157ZM166 220H167V219H166ZM173 220H175V218H174ZM178 220H179V219H178ZM186 220H187V219H186ZM186 220L184 219V221H186ZM195 220H196V219H195ZM199 220H200V219H199ZM203 220H204V219H203ZM203 220H202V221H203ZM213 220H214V219H213ZM213 220H212V221H213ZM4 221H5V220H4ZM8 221H9V220H8ZM8 221H7V222H8ZM82 221H83V220H82ZM167 221H168V220H167ZM169 221H170V220H169ZM196 221H197V220H196ZM204 221H205V220H204ZM208 221H209V220H208ZM215 221H216V220H215ZM215 221H214V223H216ZM1 222H2V221H1ZM85 222H86V221H85ZM188 222H189V220H188ZM12 223H13V222H12ZM180 223H181V222H180ZM182 223H183V222H182ZM182 223H181V224H182ZM186 223H187V222H185V225H186ZM191 223H192V222H191ZM191 223H190V224H191ZM195 223H196V222H195ZM197 223H198V222H197ZM197 223H196V225H197ZM201 223L203 224V222H201ZM212 223H213V222H212ZM214 223H213V224H214ZM219 223H220V222H219ZM88 224H89V223H87V226H88ZM151 224H152V223H151ZM183 224H184V223H183ZM199 224H200V222H199ZM202 224H201V225H202ZM207 224H208V223H207ZM210 224H211V223H210ZM78 225H79V224H78ZM85 225H86V224H85ZM92 225H93V224H92ZM154 225H155V224H154ZM169 225H170V224L168 223V226H169ZM172 225H173V224H172ZM179 225H180V224H179ZM187 225H189V223H188ZM193 225H194V224H193ZM204 225H205V224H204ZM222 225H223V223H222ZM226 225H227V224H226ZM87 226H86V228H87ZM156 226H157V224H156ZM177 226H178V225H177ZM177 226H176V227H177ZM182 226H183V225H182ZM189 226H190V225H189ZM206 226H207V225H206ZM213 226H214V225H213ZM216 226H217L216 228H218V225H217V224H216ZM50 227H51V226H50ZM159 227H160V226H159ZM174 227H175V226H174ZM178 227H180V226H178ZM194 227H195V226H194ZM202 227H204V226H202ZM214 227H215V226H214ZM148 228H149V227H148ZM150 228H152V227H150ZM206 228H207V227H206ZM210 228H211V227H210ZM210 228H209V229H210ZM219 228H220V227H219ZM219 228H218V229H219ZM48 229H49V228H48ZM98 229H99V228H98ZM167 229H168V228H167ZM173 229H174V228H173ZM177 229H178V228H177ZM182 229H183V228H182ZM195 229H196V228H195ZM199 229H200V227H199ZM222 229H223V228H222ZM9 230H10V229H9ZM168 230H169V229H168ZM171 230H172V229H171ZM179 230H180V229H179ZM186 230H187V229H186ZM204 230H205V229H204ZM210 230H211V229H210ZM210 230H209V231H210ZM214 230H216V229H214ZM4 231H5V230H4ZM161 231H162V230H161ZM169 231H170V230H169ZM183 231H185V230H183ZM183 231H182V232H183ZM187 231H189V230H187ZM199 231H201V230H199ZM202 231H203V230H202ZM202 231H201V232H202ZM151 232H152V231H151ZM165 232H167V231H165ZM170 232H171V231H170ZM172 232H173V231H172ZM177 232H178V230H177ZM190 232L193 233V231H190ZM194 232H195V231H194ZM196 232H198V231H196ZM206 232H208V231L206 230ZM221 232H223V230H222ZM9 233H10V232H9ZM46 233H47V232H46ZM153 233H154V232H153ZM156 233H157V232H156ZM185 233H186V231H185ZM188 233H189V232H188ZM188 233H187V234H188ZM198 233H199V232H198ZM213 233H214V232H213ZM225 233H226V232H225ZM163 234L165 235V233H163ZM167 234H168V233H167ZM170 234H171V233H170ZM170 234H168V235L170 236ZM183 234H184V233H183ZM199 234H200V236L204 235L203 232H202V233H199ZM205 234H206V233H205ZM216 234H217V231H216ZM154 235H155V234H154ZM164 235H163V236H164ZM171 235H172V234H171ZM196 235H197V234H196ZM206 235H208V234H206ZM225 235H226V234H225ZM234 235H235V234H234ZM11 236H12V235H11ZM32 236H33V235H32ZM32 236H31V237H32ZM179 236H180V235H179ZM187 236H188V235H187ZM187 236H186V237H187ZM198 236H199V235H198ZM4 237H5V235H4ZM8 237H10V236H8ZM155 237H157V236H155ZM164 237H166V236H164ZM167 237H168V236H167ZM180 237H182V235H181ZM180 237H179V238L177 237V238L180 239ZM186 237H185V238L183 237V238L186 240ZM190 237H192V235H191ZM190 237H189V238H190ZM203 237H204V236H203ZM209 237H210V236H209ZM214 237H215V236H214ZM214 237H213V238H214ZM152 238H153V236H152ZM193 238L195 239L196 237L193 236ZM197 238H198V237H197ZM224 238H225V237H224ZM1 239H2V238H1ZM4 239H6V238H4ZM164 239H165V238H164ZM170 239H171V238H170ZM174 239H175V238H174ZM174 239H173V240H174ZM191 239H192V238H191ZM191 239H190V240H191ZM209 239H210V238H209ZM211 239H212V237H211ZM222 239H223V238H222ZM225 239H226V238H225ZM154 240H155V238H154ZM154 240H152V241H154ZM156 240H157V238H156ZM176 240H177V239H176ZM181 240H182V238H181ZM185 240H184V241H185ZM190 240H189V241H190ZM198 240H199V242L201 241L200 239H198ZM214 240H215V239H214ZM226 240H227V239H226ZM233 240H234V239H233ZM0 241H1V240H0ZM170 241H171V240H170ZM189 241H188V243H190ZM191 241H192V240H191ZM215 241H216V240H215ZM220 241H221V240H220ZM3 242H4V241H3ZM64 242H65V241H64ZM158 242H159V241H158ZM172 242H173V241H172ZM178 242H179V241H178ZM193 242H195V241H193ZM193 242L191 243V245L193 244ZM196 242H197V241H196ZM196 242L194 243V245H197V243L199 244V242H197V243H196ZM201 242H202V241H201ZM203 242H205V241H203ZM227 242H229V241L227 240ZM152 243H153V242H152ZM155 243H156V241H154L153 244H155ZM170 243H171V242H170ZM175 243H177V242H175ZM209 243H211V242H209ZM223 243H224V242H223ZM0 244H1V243H0ZM8 244H9V243H8ZM180 244H182V243L180 242ZM200 244H202V243H200ZM211 244H212V243H211ZM211 244H209V245H211ZM214 244H216V243L214 242ZM218 244H219V243H218ZM221 244H222V243H220V246L218 245L219 248L222 247ZM224 244H226V243H224ZM1 245H3V244H1ZM71 245H73V244H71ZM150 245H151V244H150ZM155 245H156V244H155ZM155 245H154V246H155ZM160 245H161V242H160L159 246H160ZM166 245H167V244H166ZM166 245H165V246H166ZM177 245H178V244H177ZM185 245H186V244H185ZM202 245H203V244H202ZM204 245H206V244L204 243ZM5 246H7V243H6ZM154 246H153V247H154ZM165 246H164V247H165ZM171 246H172V245H171ZM198 246H199V245H198ZM198 246H196L195 251L199 249V248H197ZM215 246H216V245H215ZM148 247H149V246H148ZM155 247H156V246H155ZM155 247H154V248H155ZM184 247H185V246H184ZM204 247H205V246H204ZM204 247H202L203 250H204ZM218 247H217V248H218ZM224 247H226V245H225ZM9 248H10V247H9ZM151 248H152V247H150V249H151ZM162 248H163V247H162ZM174 248H175V247H174ZM208 248H210V247H208ZM217 248H216V249H217ZM5 249H6V248H5ZM95 249H96V248H95ZM164 249H166V248H164ZM167 249H168V248H167ZM188 249H189V248H188ZM188 249H187V251H188ZM222 249H223V248H222ZM6 250H7V249H6ZM154 250H155V249H154ZM203 250H202V251H203ZM212 250H213V249L210 250V253H211ZM74 251H75V250H74ZM74 251H73V252H74ZM97 251H98V250H97ZM150 251H151V250H150ZM162 251H164V250H162ZM166 251H167V250H166ZM169 251H170V249H169ZM174 251H176V250H174ZM174 251H172V253H173ZM182 251H183V248H182L181 252H182ZM199 251H200V250H199ZM208 251H209V250H208ZM217 251H218V250H217ZM221 251H222V250H221ZM154 252H155V251H154ZM178 252H179V251H178ZM190 252H191V251H190ZM200 252H201V251H200ZM33 253H34V252H33ZM57 253H58V252H57ZM97 253H98V252H97ZM100 253H101V252H100ZM149 253H151V252H149ZM161 253H164V252H161ZM187 253H188V252H187ZM194 253H195V252H194ZM202 253H203V252H202ZM204 253H205V252H204ZM207 253H208V252H207ZM215 253H216V252H215ZM219 253H220V251H219ZM221 253H224V252H221ZM158 254H159V251H158ZM170 254H171V253H170ZM216 254H218V253H216ZM31 255H32V254H31ZM34 255H35V254H34ZM98 255H99V254H98ZM150 255H151V254H150ZM162 255H164V254H162ZM174 255H175V254H174ZM179 255H180V254H179ZM181 255H182V254H181ZM185 255H186V253H185ZM185 255H184V256H185ZM202 255H203V254H202ZM207 255H208V254H207ZM213 255H214V254H213ZM218 255H219V254H218ZM220 255H221V254H220ZM128 256L130 257V255H128ZM167 256H169V255H167ZM177 256H178V254H177ZM184 256H183V259H184ZM195 256H196V255H195ZM198 256H199V255H198ZM204 256H205V254H204ZM148 257H150V256H148ZM216 257H217V256H216ZM222 257H223V256H222ZM126 258H127V257H126ZM164 258H165V257H164ZM167 258H168V257H167ZM169 258H171V256H170ZM189 258H190V257H189ZM225 258H226V257H225ZM227 258H229V256H228ZM227 258H226V261H227ZM129 259H130V258H129ZM194 259H195V258H194ZM194 259H193V260H194ZM196 259H197V258H196ZM196 259H195L194 261H196ZM207 259H208V258H207ZM209 259H210V258H209ZM209 259H208V260H209ZM214 259H215V257H214ZM218 259H219V258H218ZM147 260H148V259H147ZM158 260H159V259H158ZM163 260H167V259H163ZM170 260H171V259H169V262L171 263ZM181 260H182V258H181ZM186 260H187V258H186ZM223 260H224V259H222V261H220L219 263L223 262ZM4 261H5V260H4ZM127 261H128V260H127ZM129 261H130V260H129ZM153 261H154V259L152 260V262H153ZM174 261H175V260H174ZM205 261H206V260H205ZM205 261H204V262H205ZM218 261H219V260H218ZM150 262H151V261H150ZM157 262H158V261H157ZM162 262H163V261H162ZM162 262H161V264H162ZM178 262H179V261H178ZM178 262H175V264H176V263L178 264ZM181 262H182V261H181ZM181 262H180V263H181ZM202 262H203V261H202ZM207 262H208V261H207ZM214 262H216V259L214 260ZM1 263H2V262H1ZM8 263H9V262H8ZM155 263H156V262H155ZM167 263H168V262H167ZM184 263H185V264H192V262L190 261V259L187 260V261H184ZM198 263H199V262H198ZM200 263H201V262H200ZM208 263L211 264V262H208ZM223 263H224V262H223ZM4 264H5V263H4ZM46 264H47V263H46ZM153 264H154V263H153ZM202 264H203V263H202ZM204 264H205V263H204ZM212 264H213V263H212ZM221 264H222V263H221ZM224 264H225V263H224ZM227 264H229V263L227 262Z\"/></svg>",
    "mask_w": 264,
    "mask_h": 264
}]
</instances>
